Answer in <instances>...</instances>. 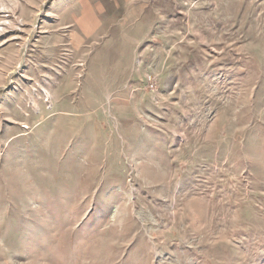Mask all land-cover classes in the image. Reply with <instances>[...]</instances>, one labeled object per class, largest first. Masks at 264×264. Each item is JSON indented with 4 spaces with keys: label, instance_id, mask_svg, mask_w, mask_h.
Returning <instances> with one entry per match:
<instances>
[{
    "label": "rangeland",
    "instance_id": "1",
    "mask_svg": "<svg viewBox=\"0 0 264 264\" xmlns=\"http://www.w3.org/2000/svg\"><path fill=\"white\" fill-rule=\"evenodd\" d=\"M0 264H264V0H0Z\"/></svg>",
    "mask_w": 264,
    "mask_h": 264
}]
</instances>
